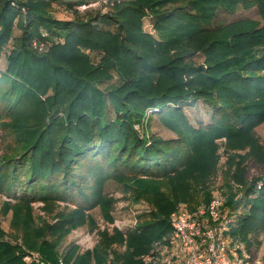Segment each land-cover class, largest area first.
<instances>
[{
	"label": "trees",
	"instance_id": "obj_1",
	"mask_svg": "<svg viewBox=\"0 0 264 264\" xmlns=\"http://www.w3.org/2000/svg\"><path fill=\"white\" fill-rule=\"evenodd\" d=\"M94 1L0 0V59L6 51L7 60L0 64V194L12 199L2 204L3 213L12 210V237L0 219V264H29V250L56 263L72 229L97 226L96 206L112 222L119 198L106 190L111 179L124 198L151 208L126 233L100 229L92 249L73 245L64 257L145 264L139 256L169 233L179 202L194 209L211 199L221 144L224 214L256 254L251 237L264 230V184L256 188L258 177L246 174L251 160L264 169L256 132L264 122V22L219 17L256 7L264 20V0H109L107 11L79 13ZM54 2L74 10L73 18L56 17ZM147 15L156 34L144 28ZM33 38L50 46L41 51ZM199 99L213 110L195 125L185 107ZM150 108L174 137L149 132L151 115L141 131L135 127ZM36 201L44 214H35Z\"/></svg>",
	"mask_w": 264,
	"mask_h": 264
},
{
	"label": "rangeland",
	"instance_id": "obj_2",
	"mask_svg": "<svg viewBox=\"0 0 264 264\" xmlns=\"http://www.w3.org/2000/svg\"><path fill=\"white\" fill-rule=\"evenodd\" d=\"M110 6H111V3L109 0H97V1L91 2L86 5H81L80 8H78V10L80 14H86L91 11L92 12L99 11V10L107 11L110 8ZM51 11L58 18L70 19V18H73V16L75 15L74 10L67 8L65 4H61L57 2L53 3ZM244 17L260 19L262 22H264V20L261 19L260 13L256 7H253L251 9H240L235 13L221 12V15L219 18L223 19L224 21H232L234 19H239V18H244ZM153 24H154V18L151 15L150 16L147 15V17L144 18V28L156 34V30ZM20 33H21V30L17 26H15L14 35L17 36ZM56 37H57V40L63 39V37L58 36V35H56ZM86 51L88 53H92L91 49H86ZM5 53L6 51L3 53L0 59V64L2 67H5L7 63ZM95 53L98 56L90 54L91 55L90 57L92 58V61H94V63H96L97 61L101 59L99 58L100 57L99 51H95ZM194 59L196 61H201L203 60V55L197 54L195 55ZM116 80H117V75H115L112 80L105 81L102 84V86L104 87L109 83L116 82ZM212 110H213L212 106L209 103L203 101L202 99H199L195 103V105H187L185 107V111L190 121L195 125H197L200 121L209 122L211 120ZM152 113H153L152 111L148 112L147 110L145 114L147 115L146 118H148V115H151ZM108 115L110 117L114 115V111L112 110L111 106L108 110ZM145 115H144V118H145ZM147 125H148L147 129L149 132H154L164 138H172L176 135L171 129H169L167 126H165L162 123V121L160 120L157 114L151 115L149 123ZM256 132L261 138V140L264 141V122H262L256 127ZM224 140L225 138L221 139L220 141H224ZM219 153L221 154V158H220L221 164H220V168L218 170L217 175L212 180V184H211L212 185L211 186L212 196L218 192L219 193L223 192V194L226 195V191H227V188L225 186V181H224V169L226 166L225 161L227 158V154L224 152L223 144L220 145ZM246 176L248 179L258 177L255 180V187L258 189L262 186V184H264V169L259 164H257L256 162L252 160L249 161L247 165ZM234 184L238 187L240 186L237 183H234ZM106 190L119 198V201L116 202L115 208L111 212L113 215V221L110 222L106 220L102 214L101 207L96 206L95 208L91 210V214L93 218L95 219L97 226L92 229L89 224H85V225H81V226H78L72 229V231L59 244L58 252L60 256H64L73 245H78L80 252H83L86 249H92L99 239L100 229L103 230L107 228L109 231L112 232L114 227L116 226L117 228L121 229L122 231L126 233V231L134 228L138 224L139 214L142 213L143 211H148L151 208V206L146 201L133 202L129 199L124 198L121 183L113 179L107 182ZM242 192H240V194H242ZM5 199H11V198H9L8 196L4 194H0V219H1L2 226L9 233L8 238L11 239L12 234H11L10 222L12 218V210H9L7 214L2 212V204ZM41 205H43L42 201H36L33 203L36 215L44 214V211L42 210ZM180 205L188 206L189 204L187 202L182 201L178 203L176 208ZM243 210H245V207L243 206V204H241V206H239V208L236 209L235 212L236 214L237 213L239 214L240 211H243ZM227 212H229L228 208L225 210V213ZM49 218L51 219L52 217H49ZM170 222H171V214H170ZM85 234H87V238H88V235L92 237L91 239H89V242H85L83 240V237L85 236ZM251 239L254 241L252 245L253 250L256 251V254L264 257V230L253 234ZM91 240L94 241V246L89 247L90 243L92 242ZM110 257H112V253L110 254ZM70 262H72L73 264V261H70Z\"/></svg>",
	"mask_w": 264,
	"mask_h": 264
},
{
	"label": "built area",
	"instance_id": "obj_3",
	"mask_svg": "<svg viewBox=\"0 0 264 264\" xmlns=\"http://www.w3.org/2000/svg\"><path fill=\"white\" fill-rule=\"evenodd\" d=\"M86 5V4H83ZM46 35V32H43ZM33 46L45 50L49 41L33 38ZM153 112L150 108L148 112ZM136 123L141 131L146 118ZM225 194L216 193L209 201L200 202L194 209L186 205L178 206L171 213V230L163 238L157 239L149 251L139 257L145 264H264V257L253 254L247 243L231 233L232 219L224 214ZM92 237H83L89 242ZM89 247L94 246L91 240ZM29 264H72L64 256L56 263L44 259L40 252L29 250L24 254Z\"/></svg>",
	"mask_w": 264,
	"mask_h": 264
}]
</instances>
